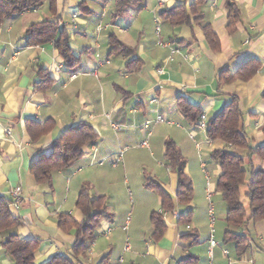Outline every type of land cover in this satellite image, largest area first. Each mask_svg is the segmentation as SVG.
Instances as JSON below:
<instances>
[{"label":"crops","instance_id":"1","mask_svg":"<svg viewBox=\"0 0 264 264\" xmlns=\"http://www.w3.org/2000/svg\"><path fill=\"white\" fill-rule=\"evenodd\" d=\"M196 1L200 18H191L189 24L173 25L163 14L180 6L190 13ZM80 4L56 0L53 14L44 2L0 23V196L7 197L11 189L21 186V203L9 210L21 223L16 235L39 243L35 264L70 256L75 230L60 229L58 216L83 221L75 204L84 185L91 199H105L111 219L101 222L86 256L77 264H101L106 256L108 264H177L188 255L197 258L196 264H264V220L234 230L248 239L241 256L232 243H224L227 206L216 190L219 166L210 159V153L221 150L224 143L210 142L206 136L209 120L235 95L245 134L253 146L264 141V0H143L119 16H115V0ZM107 4L110 11L103 6ZM228 5L239 10L230 32ZM43 21H57L69 33V46L79 61L75 77L63 68L52 42L27 44L29 27ZM204 26L214 33L217 50L207 43ZM111 37L134 49V54H110ZM250 59L260 66L249 81L218 85L220 71L233 74ZM39 71L52 79L45 91L36 89L41 83ZM181 99L199 108L205 130L182 116ZM158 116L163 122L153 124ZM46 121L53 123L50 131L32 141L26 125ZM145 122L150 124L144 126ZM79 124L92 128L96 142L84 148L81 158L55 172L49 185L36 184L29 172L31 163L40 151L48 154L65 130ZM168 141L186 160L185 174L193 187L188 206L175 198L177 175L164 161ZM143 142L148 147H141ZM257 161L254 165L264 169V162ZM134 162H138L135 168ZM146 183L158 185L170 196L172 211L161 210V199ZM244 193L245 188L241 200L247 206ZM154 212L164 224L158 239L150 221ZM187 214V224L178 221ZM189 233L196 234V242L183 239ZM5 239L0 234V264H14L4 254ZM210 239L216 243L212 248Z\"/></svg>","mask_w":264,"mask_h":264},{"label":"trees","instance_id":"2","mask_svg":"<svg viewBox=\"0 0 264 264\" xmlns=\"http://www.w3.org/2000/svg\"><path fill=\"white\" fill-rule=\"evenodd\" d=\"M44 2H47L51 13L56 12V0H0V23L3 19L32 11ZM143 0H115V16H119L128 6H137ZM82 4V3H81ZM80 4V5H81ZM199 3L196 1L190 6V13L182 6L164 12L166 19L173 25L189 24L191 18H200L196 9ZM227 30L232 31L239 18V10L234 5H228ZM205 39L213 50H217L218 42L208 26L202 28ZM28 45H44L53 43L59 57L62 59L63 68L69 74H75L79 70V61L74 57L69 46L70 36L64 28H59L57 21H43L32 24L26 32ZM109 53L117 56H131L134 49L129 48L115 38L110 39ZM260 62L254 59L241 64L238 70L231 74L228 69L218 74L219 86H230L237 81H249L259 69ZM41 83L36 85L40 91L47 90L52 85V79L45 71H39ZM264 99V90L262 93ZM178 110L182 116L198 125L201 112L197 106L181 99L178 102ZM243 115L239 108V99L235 95L229 97V102L206 125V136L210 142L221 141L224 147L221 150H213L210 159L214 161L220 170L216 182V190L221 194L227 206L225 217L226 231L224 243H232L237 256H241L248 246L245 235L237 234L234 230L246 223H256L264 220V169L256 167L254 160L264 162V141L258 145H252L251 139L245 134L242 127ZM53 123H28L27 132L32 141H36L52 128ZM97 136L92 128L86 124H79L65 130L62 135L50 145V152H39L38 158L29 167V172L36 184L51 183L55 172L67 168L71 163L81 158L84 148L96 142ZM164 161L177 175L176 201L185 206L190 205L193 197L191 180L185 174L186 160L182 157L175 144L168 141L164 145ZM244 152V154L240 153ZM145 186L161 199V210L172 211L173 202L170 196L158 185L146 183ZM245 188L244 197L247 206L241 200V190ZM89 187L82 186L75 207L83 214V221L77 223L69 215L58 216V227L63 231L75 230V242L71 247L70 256H55L44 264H77L80 258L86 256L89 246L95 240V232L101 222L109 221L111 216L105 212L106 202L103 197L91 199ZM11 200L7 196H0V234L6 235L2 243L4 254L14 264H35V252L39 243L31 239H23L16 235L15 231L20 226V220L10 213ZM189 214L179 217L178 221L188 223ZM153 226V236L158 239L164 231V224L159 213H152L150 218ZM183 239L192 243L196 242L195 233L183 236ZM197 258L188 255L180 259L177 264H196ZM101 264H108V256L101 260Z\"/></svg>","mask_w":264,"mask_h":264},{"label":"built area","instance_id":"3","mask_svg":"<svg viewBox=\"0 0 264 264\" xmlns=\"http://www.w3.org/2000/svg\"><path fill=\"white\" fill-rule=\"evenodd\" d=\"M75 1H76L77 3H82L84 0H75ZM76 17H77V14L74 13L73 16H72V20H71L72 25H74ZM100 29H101V27L99 26V27H98V31H99ZM158 44H159V45H162L160 42H159ZM174 52H175V51H172V53H174ZM158 72L161 73L162 70L159 69ZM75 75H76V74H71V78L75 77ZM162 122H163L162 117L158 116V117H157L152 123H153V124H158V123H162ZM148 124H150V122H145V123H144V126H146V125H148ZM111 126H112V128H113L114 130H118V129H119V126L116 125V124H111ZM198 126H199L201 129L205 130V123H204V116H203V115H201V116L199 117ZM5 133H6L7 135H9V134H10L9 129L6 130ZM141 147H148L147 142H143V143L141 144ZM124 151H125V150H122V151H119V152L117 153L115 160L112 161V163H111L112 166H116L118 160L122 157ZM104 161H105L104 159L100 160V161H99V164H103ZM8 197H9L10 200H11V207L14 208V209H17V208L19 207L20 203H21V200H22V188H21V186H16V187H14L13 189H11V190L9 191V193H8ZM187 228H189V227L187 226ZM215 245H216V243H215L212 239H210V246H211V248L214 247ZM125 250H128V246H127V245L125 246ZM118 262L120 263V262H121V259H119ZM210 264H211V263H210Z\"/></svg>","mask_w":264,"mask_h":264},{"label":"rangeland","instance_id":"4","mask_svg":"<svg viewBox=\"0 0 264 264\" xmlns=\"http://www.w3.org/2000/svg\"><path fill=\"white\" fill-rule=\"evenodd\" d=\"M103 6H105V8L107 9V11H110V10L112 9V7H111L110 5H108V4H107V5H103ZM92 8H94V7L92 6ZM94 9H95V8H94ZM112 58H114V57H112ZM140 162H142V159L139 160V163H140ZM137 163H138V162H136V163L134 162V168L137 166ZM257 163H258V161H257ZM140 164H141V163H140ZM141 170H142V168H141Z\"/></svg>","mask_w":264,"mask_h":264}]
</instances>
